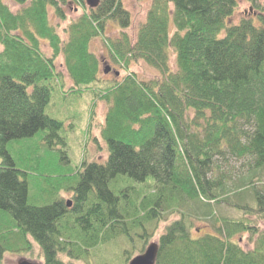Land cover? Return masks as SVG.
I'll return each mask as SVG.
<instances>
[{
	"label": "trees",
	"instance_id": "16d2710c",
	"mask_svg": "<svg viewBox=\"0 0 264 264\" xmlns=\"http://www.w3.org/2000/svg\"><path fill=\"white\" fill-rule=\"evenodd\" d=\"M76 1L83 12L62 40L48 9L64 21L63 6ZM237 1L151 0L134 41L122 32L106 43L125 75L94 91L100 60L90 43L107 20L121 29L130 25L120 0H101L94 9L83 0H29L16 13L0 0V264L5 251L29 250L28 237L40 247L44 264H62L61 253L83 258L116 235L131 245L134 233L146 245L147 225L169 211L181 217L158 236L155 264H264V229L245 217L257 214L264 225V183L254 180L264 171V2L245 0L260 12L256 21L245 17L228 25ZM59 55L76 96L94 91L106 105L99 134L107 157L82 161L70 174L46 176L17 167L7 145L40 131L48 148L66 145L64 124L44 112L60 80L54 66ZM137 61L161 78L138 80L130 71ZM227 158H250L249 175L232 179L219 163ZM117 175L142 183L152 177L154 183L139 196L133 187L117 196L109 189ZM39 177L46 184L45 203L31 205L28 188ZM68 190L71 206L60 195ZM220 204L243 216H218L214 207ZM188 205L197 218L212 222V234L192 237L182 210ZM243 233L256 236L251 250L232 240Z\"/></svg>",
	"mask_w": 264,
	"mask_h": 264
},
{
	"label": "rangeland",
	"instance_id": "374dc122",
	"mask_svg": "<svg viewBox=\"0 0 264 264\" xmlns=\"http://www.w3.org/2000/svg\"><path fill=\"white\" fill-rule=\"evenodd\" d=\"M6 4L12 12H18L23 7L28 5L29 0L24 4H17L11 0H1ZM122 6L130 14V25L121 29L116 21L107 20L105 28L99 37L93 39L90 43V51L93 52L100 60V77L99 81L93 85L94 91H97L111 82L113 78L121 79L125 72L120 66L115 64L107 50L106 43L111 39H117L121 33L124 32L128 35L131 41L135 40L138 28L145 21L147 10L150 7L151 0H120ZM263 3L264 0H260ZM87 8V6L85 5ZM66 19L60 21L53 14L52 9H48L49 23L56 29V32L62 40L67 38L65 29L67 26L75 21L83 12L81 3L72 2L64 5ZM88 9V8H87ZM260 14L258 9L252 6L245 0H238L237 7L233 14L228 18V25H235L240 22L242 18H252L256 21L257 16ZM264 15V13H263ZM172 32V29L170 33ZM225 31L221 32V35ZM41 51L45 56H51V49L46 41L40 42ZM1 50V46H0ZM169 69L173 72L176 70L175 55L172 50L169 51L168 59ZM56 72L60 76V80L55 83L54 89L51 92L49 103L46 105L44 112L49 117L61 121L63 130L60 133L65 138L66 145L57 144L55 149H50L41 140L42 134L38 132L34 137L12 140L8 143L7 148L14 159L17 167L29 168L33 173L40 175L56 176L63 173L76 172L80 167L82 161H98L104 162L107 157L105 143L100 138V126L98 122H102L106 105L101 101H97L91 92H83L80 96L72 91L73 83L66 74L63 65L62 55L57 56L54 60ZM110 66L111 69L119 71L118 76H115L112 71L103 73V68ZM130 71L134 73L136 78L141 81H149L156 78H161L159 71L142 61H137L130 66ZM73 92V93H72ZM75 93V94H74ZM94 111L92 116L90 112ZM93 112V113H94ZM90 135V136H89ZM65 157V158H64ZM61 161V162H60ZM28 163V164H26ZM61 163V164H60ZM221 169L229 173L232 179L242 178L249 175L251 168L250 158H227L219 161ZM256 185L264 183V171L260 177H255L254 180L258 181ZM154 181L149 177L145 182H137L125 175H117L109 183V189L114 195L120 196L122 190L126 187H133L138 193H146V190L152 188ZM46 187L43 177L37 178L36 185L31 184L28 188V203L31 205H43V188ZM71 190L62 191L60 193L67 203H70ZM124 200V198L122 199ZM123 202V201H121ZM189 206V205H188ZM251 211L255 212V205L250 204ZM214 209L220 217H229L232 219H239L243 213L237 209L231 208L226 204L215 206ZM185 213V219L190 228L192 237L196 238L206 233L212 234V222L208 219L197 218L194 214L195 208L192 210L191 206L182 208ZM181 216L176 212L169 211L158 222H153L147 225V232L150 236L148 244L157 242L158 236L164 231V228L173 220L179 219ZM245 217L251 219L259 230L264 229V225L257 214H245ZM113 229V228H111ZM111 229H108V234L114 235ZM112 232V233H111ZM133 243L129 242L123 235H116L115 238H109L111 242L104 243L101 248L92 249L89 255L83 258H73L66 253L59 254V259L62 264H128L129 261L144 252L148 244H144L134 233ZM139 234V233H138ZM256 236L243 233L233 237V241L239 243L240 247L244 250H251L254 246ZM30 248L27 251L8 252L5 251L2 255L1 264H19V262L26 260L36 264H44V258L40 247L28 237ZM144 244V245H143ZM126 251V253H125ZM128 255V260L125 261V256Z\"/></svg>",
	"mask_w": 264,
	"mask_h": 264
},
{
	"label": "water",
	"instance_id": "95a60500",
	"mask_svg": "<svg viewBox=\"0 0 264 264\" xmlns=\"http://www.w3.org/2000/svg\"><path fill=\"white\" fill-rule=\"evenodd\" d=\"M101 0H84L86 6L90 9L96 8L100 4ZM109 71H112L110 66H105L103 69V73L106 74ZM115 76L118 75L117 71H112ZM70 203H67L69 206ZM158 251L157 243L151 242L147 245L144 252L133 257L128 264H155L156 255ZM19 264H36L34 262L23 260L19 262Z\"/></svg>",
	"mask_w": 264,
	"mask_h": 264
},
{
	"label": "crops",
	"instance_id": "0c3cea01",
	"mask_svg": "<svg viewBox=\"0 0 264 264\" xmlns=\"http://www.w3.org/2000/svg\"><path fill=\"white\" fill-rule=\"evenodd\" d=\"M104 104V103H103ZM105 110H106V108H105ZM104 113H105V111L102 113V117H103V119H104ZM94 114H95V112H94ZM93 117V115L90 117V119ZM102 123H103V120H102V122H98V125L97 126H101L102 125ZM90 136V135H89Z\"/></svg>",
	"mask_w": 264,
	"mask_h": 264
}]
</instances>
